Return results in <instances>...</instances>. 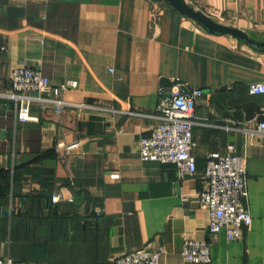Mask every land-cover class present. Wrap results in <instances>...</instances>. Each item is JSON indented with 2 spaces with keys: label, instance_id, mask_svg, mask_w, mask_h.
Returning <instances> with one entry per match:
<instances>
[{
  "label": "crops",
  "instance_id": "0c3cea01",
  "mask_svg": "<svg viewBox=\"0 0 264 264\" xmlns=\"http://www.w3.org/2000/svg\"><path fill=\"white\" fill-rule=\"evenodd\" d=\"M187 1L264 41V0ZM183 18L152 0H0V257L114 264L145 248L161 251L160 264H192L182 256L190 238L209 243L208 264H264V135L245 131L264 121V93L250 92L264 82V47ZM21 65L53 87L77 86L32 93L38 120L20 122L8 95ZM177 80L207 92L196 101L197 173L184 178L175 164L139 156L140 139L160 121V90ZM55 99L66 102L60 113ZM75 142L74 152H55ZM230 146L248 159L252 223L242 240L212 234L197 200L209 156ZM14 224L30 235L14 240Z\"/></svg>",
  "mask_w": 264,
  "mask_h": 264
},
{
  "label": "built area",
  "instance_id": "2783aa9c",
  "mask_svg": "<svg viewBox=\"0 0 264 264\" xmlns=\"http://www.w3.org/2000/svg\"><path fill=\"white\" fill-rule=\"evenodd\" d=\"M152 15L160 17L159 9L154 8ZM185 22L192 19L184 16ZM12 93L8 96L15 101L16 117L20 122L37 121L32 114V93L54 94L59 96L69 88H75L77 82L70 81L53 87L49 78L41 71L21 65L15 68L9 78ZM252 94L264 93V82L250 86ZM207 92L204 89H188L175 84L168 90H160L159 123L150 135L140 139L139 156L143 161H155L163 164H175L180 178L197 173V160L194 149L197 143L194 138L196 119V101ZM211 96L210 93H208ZM55 103L56 112L60 113L66 102L60 99ZM84 105H82L83 107ZM264 115V108L261 112ZM250 134L264 135V121L259 122L256 129L248 128ZM80 142L60 145L56 152L64 154L74 152ZM248 159L238 154L235 146H230L226 154H211L204 172V188L199 192L197 200L210 213V232L218 234L226 231L229 240H242L245 229L252 223V215L246 205L249 197L247 183ZM61 195L55 192L52 202L58 204ZM182 256L192 264H208L212 261L211 248L206 240L187 238L184 241ZM160 250L137 249L121 254L114 259V264H160ZM0 264H31L16 260L7 255L0 257Z\"/></svg>",
  "mask_w": 264,
  "mask_h": 264
},
{
  "label": "water",
  "instance_id": "95a60500",
  "mask_svg": "<svg viewBox=\"0 0 264 264\" xmlns=\"http://www.w3.org/2000/svg\"><path fill=\"white\" fill-rule=\"evenodd\" d=\"M152 1L168 3L171 7H173L175 10H177L184 16L201 24L212 34L214 33L229 34L239 40L244 41L246 44L256 49H261L264 47V41H259L252 38L248 33H246L245 31L239 28L228 26L214 20L213 18L205 14L203 11L197 9L195 6L188 3L187 0H152ZM162 83L164 85H172L170 80H168V78H164ZM174 84H181L183 87H185L184 83L179 80L175 81ZM82 199H83L82 197L77 199L76 203H79L80 201H82Z\"/></svg>",
  "mask_w": 264,
  "mask_h": 264
},
{
  "label": "trees",
  "instance_id": "16d2710c",
  "mask_svg": "<svg viewBox=\"0 0 264 264\" xmlns=\"http://www.w3.org/2000/svg\"><path fill=\"white\" fill-rule=\"evenodd\" d=\"M55 152H56V150H55ZM13 216H16V215L13 214ZM21 229H23V230H21ZM21 229L17 228V225L14 224V228H13V238H14V240H18L20 238L22 232L25 231L27 233V235H28L30 233V230H31L29 227L28 228L27 227L26 228H21ZM29 237H31V236H29ZM27 262H29V261H27ZM29 263H31V264H44V263H40V262H29Z\"/></svg>",
  "mask_w": 264,
  "mask_h": 264
}]
</instances>
